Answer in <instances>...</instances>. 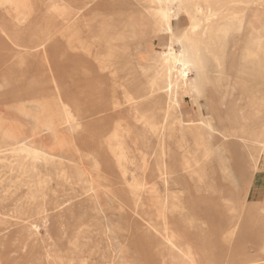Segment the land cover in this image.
I'll return each instance as SVG.
<instances>
[{
	"label": "rangeland",
	"instance_id": "rangeland-1",
	"mask_svg": "<svg viewBox=\"0 0 264 264\" xmlns=\"http://www.w3.org/2000/svg\"><path fill=\"white\" fill-rule=\"evenodd\" d=\"M192 263L264 264V0H0V264Z\"/></svg>",
	"mask_w": 264,
	"mask_h": 264
},
{
	"label": "bare ground",
	"instance_id": "bare-ground-1",
	"mask_svg": "<svg viewBox=\"0 0 264 264\" xmlns=\"http://www.w3.org/2000/svg\"><path fill=\"white\" fill-rule=\"evenodd\" d=\"M181 1V0H180ZM159 3H161V0H158ZM187 6V5H186ZM195 8V7H194ZM180 9V4L177 1H168L164 5H162V10H163V17L164 21L168 26H175L177 23V18H176V12ZM195 11V9H194ZM191 14V13H190ZM192 16V15H191ZM163 26V25H162ZM161 26V27H162ZM195 26V25H194ZM166 29V28H165ZM163 29V30H165ZM173 29V27H172ZM168 37V36H167ZM166 38V37H165ZM106 43L105 44V54L100 57V60L102 63H105V67L110 69V71L113 72L114 75H117V66L119 64L120 56H119V50L118 47L110 41V39L105 38ZM179 39V38H178ZM177 40V39H176ZM181 40V39H180ZM44 42V40H42ZM42 42V43H43ZM180 43V42H179ZM183 43V42H182ZM184 44V43H183ZM179 45V44H178ZM188 47V45H187ZM194 50V49H193ZM189 51V49L187 50ZM163 54V53H162ZM190 55V54H189ZM199 55V54H198ZM165 59L167 61L173 62L174 65H179V69L181 73H186L189 71V66H190V60L189 58L185 55L182 54L180 57H177L171 50H168L165 55ZM190 57V56H189ZM200 58V56H198ZM196 58V57H195ZM124 62V60H123ZM201 62V61H200ZM125 63V62H124ZM172 63V64H173ZM168 66V65H167ZM58 68V67H57ZM174 68V67H172ZM196 68V66H195ZM59 69V68H58ZM176 70V69H175ZM198 70V69H197ZM199 73V72H198ZM187 75V74H186ZM182 75H180L181 77ZM185 77V76H184ZM198 80V79H197ZM199 82V81H198ZM200 83V82H199ZM195 84V83H194ZM197 84V83H196ZM198 87V86H197ZM58 89V94H54L49 98H43L35 104L39 107H41L46 113L44 116L50 117L53 119L58 118V120L55 121H44L47 124H73L74 125H79L80 122L86 118L89 117V115L97 110H87L82 107H80L77 102L73 99V97H68L64 93L60 91L58 87H55ZM53 89V88H52ZM114 93V92H113ZM124 96L127 98V100H132V94L128 91L122 92ZM31 101V100H29ZM23 102V101H22ZM21 102V103H22ZM22 105V104H21ZM177 105V104H176ZM2 107V105H1ZM13 111V110H12ZM10 114V113H9ZM4 115V113H3ZM5 116V115H4ZM179 116V115H178ZM188 116V115H187ZM3 117V116H2ZM34 117V116H33ZM42 117V116H41ZM35 118V117H34ZM43 118V117H42ZM46 118V117H45ZM12 119V118H11ZM14 119V118H13ZM36 121L39 119L35 118ZM41 119V118H40ZM185 119V118H184ZM191 119V118H190ZM43 120V119H42ZM192 120V119H191ZM20 121V120H19ZM117 121V120H116ZM179 121V120H178ZM182 122V121H181ZM23 124L22 122H20ZM25 125V124H24ZM27 127V126H26ZM24 130V129H23ZM22 130V131H23ZM145 130V129H144ZM168 130V129H167ZM28 131V130H27ZM152 132V130H151ZM28 133V132H27ZM27 136L28 134L25 133ZM155 135V134H154ZM5 138V137H4ZM23 139V138H22ZM26 141V140H25ZM70 158V157H69ZM246 183V181H244ZM147 205V204H146ZM165 220V219H164ZM166 225V221L165 224ZM166 227V226H165ZM228 234V233H227ZM232 235V234H231ZM222 237L225 238L223 235ZM221 238V237H220ZM227 242V240L225 241ZM230 242V241H229ZM228 243V242H227ZM231 244V243H230ZM188 256V255H187ZM187 258V257H186ZM188 260L191 261V259L188 258ZM193 264V263H192Z\"/></svg>",
	"mask_w": 264,
	"mask_h": 264
}]
</instances>
